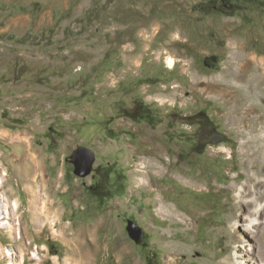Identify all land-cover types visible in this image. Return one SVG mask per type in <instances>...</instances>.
<instances>
[{"label":"rangeland","instance_id":"rangeland-1","mask_svg":"<svg viewBox=\"0 0 264 264\" xmlns=\"http://www.w3.org/2000/svg\"><path fill=\"white\" fill-rule=\"evenodd\" d=\"M263 138L264 0H0V264H262Z\"/></svg>","mask_w":264,"mask_h":264},{"label":"trees","instance_id":"trees-1","mask_svg":"<svg viewBox=\"0 0 264 264\" xmlns=\"http://www.w3.org/2000/svg\"><path fill=\"white\" fill-rule=\"evenodd\" d=\"M127 116L132 118L133 120H140L142 118H148L151 120V117H153L151 110L149 107H145L142 105V103H139L133 112H126ZM196 121L194 123H197L199 125V135L195 138V147L196 150L198 149V153H201L202 150H199L200 145H208V144H220L223 141H226L225 139L220 138V133L216 130V125L214 124L213 120L209 117V115L205 112H199L195 116ZM205 130H208L209 132H206ZM91 191L93 195L102 198L103 195L108 196V194H105L104 188L97 185V186H90Z\"/></svg>","mask_w":264,"mask_h":264},{"label":"bare ground","instance_id":"bare-ground-1","mask_svg":"<svg viewBox=\"0 0 264 264\" xmlns=\"http://www.w3.org/2000/svg\"><path fill=\"white\" fill-rule=\"evenodd\" d=\"M240 77H242L243 79L244 78H248V80L250 79V80H253V81H256L257 80V82H259V78H260V75L258 74V72L256 73V74H254L253 75V77L255 78V80L253 79V78H250V77H248V73L245 71L243 74H241V76ZM217 80V79H216ZM215 81V80H214ZM219 83H223V81L222 80H219ZM220 85V84H219ZM221 86V85H220ZM213 88V87H212ZM229 89V88H228ZM227 89V90H228ZM213 90V89H212ZM230 92V91H229ZM219 93L220 94H225L226 93V89H221V90H219ZM233 98V97H232ZM246 109V108H245ZM248 109V108H247ZM246 113H247V111H246ZM246 115H248V114H246ZM245 117V116H244ZM247 117V116H246ZM243 119V114H242V116H240V118H238V120L240 121V120H242ZM244 123V122H243ZM238 124V123H237ZM240 124V123H239ZM241 127V126H240ZM264 139V138H263ZM263 160V157H262V153L261 152H258V150H255L254 151V153H251L250 152V156H249V161H250V165H251V168H255V169H258V166H259V163L261 162ZM156 166V165H155ZM140 167H142V166H140ZM144 167V166H143ZM147 168V167H146ZM137 172L140 174V175H142V177H145V176H148V174L149 173H151L150 172V170H148V171H144V170H142L141 168L139 169V170H137ZM258 174H260V171H257V172H255L254 173V175L252 176L253 178H255V179H258V182H257V184H262V182H263V180L259 177V175ZM141 181H144V179L143 178H141L140 179ZM147 183V182H146ZM261 205L262 204H259L258 203V197H255L254 196V198L252 199V200H249V201H247V206H248V208H250V206H251V208H253V207H255L256 209L254 210V212H253V214L255 215V216H253V217H251L250 219H249V222H248V225H247V227L246 226H244V229L245 230H252V228H256L257 229V231H259V219H258V216L257 215H261V214H264V211H263V209H261V210H259V211H257L258 210V208H260L261 207ZM254 209V208H253ZM9 211V210H8ZM9 214V213H8ZM36 214V213H35ZM252 234L254 235V237L256 236V234H257V232L256 231H254V230H252ZM248 247H249V250H254V247L251 245V244H248L247 245ZM251 251H249V254H248V256L249 257H251ZM84 255H82L81 254V256H83V257H86L88 260H90L92 257V250H88V251H86L85 253H83ZM262 255V258H263V261H262V264H264V253H262L261 254ZM246 256V255H245ZM249 260V259H248ZM246 261V260H245ZM250 262H253V261H249V264H250ZM254 263V262H253ZM246 264V263H245ZM252 264V263H251Z\"/></svg>","mask_w":264,"mask_h":264},{"label":"water","instance_id":"water-1","mask_svg":"<svg viewBox=\"0 0 264 264\" xmlns=\"http://www.w3.org/2000/svg\"><path fill=\"white\" fill-rule=\"evenodd\" d=\"M74 165V173L80 177L89 176L94 170V164L97 160L96 151L92 147L78 145L69 157ZM127 231L129 236L136 242L140 243L145 235L144 228L135 220L128 219Z\"/></svg>","mask_w":264,"mask_h":264},{"label":"built area","instance_id":"built-area-1","mask_svg":"<svg viewBox=\"0 0 264 264\" xmlns=\"http://www.w3.org/2000/svg\"><path fill=\"white\" fill-rule=\"evenodd\" d=\"M7 206H5V199H0V228L3 229L8 228V222H9V214H8ZM1 242V241H0ZM7 251H5L6 253Z\"/></svg>","mask_w":264,"mask_h":264}]
</instances>
